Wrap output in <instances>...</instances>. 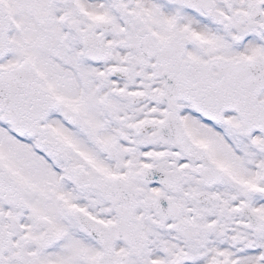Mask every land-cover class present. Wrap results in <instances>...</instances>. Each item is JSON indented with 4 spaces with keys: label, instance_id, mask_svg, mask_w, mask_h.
<instances>
[{
    "label": "snow or ice",
    "instance_id": "snow-or-ice-1",
    "mask_svg": "<svg viewBox=\"0 0 264 264\" xmlns=\"http://www.w3.org/2000/svg\"><path fill=\"white\" fill-rule=\"evenodd\" d=\"M0 264H264V0H0Z\"/></svg>",
    "mask_w": 264,
    "mask_h": 264
}]
</instances>
